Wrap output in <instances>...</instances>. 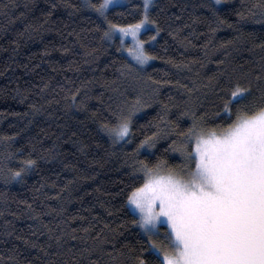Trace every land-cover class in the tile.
<instances>
[{
    "label": "trees",
    "instance_id": "obj_1",
    "mask_svg": "<svg viewBox=\"0 0 264 264\" xmlns=\"http://www.w3.org/2000/svg\"><path fill=\"white\" fill-rule=\"evenodd\" d=\"M88 3L0 0V264H158L127 206L142 166L178 171L192 114L224 125L237 83L251 85L250 107L261 103L264 0H153L162 31L140 35L154 57L143 65L104 37L109 22L142 19L141 0L107 20ZM120 117L129 133L115 140Z\"/></svg>",
    "mask_w": 264,
    "mask_h": 264
},
{
    "label": "snow or ice",
    "instance_id": "obj_2",
    "mask_svg": "<svg viewBox=\"0 0 264 264\" xmlns=\"http://www.w3.org/2000/svg\"><path fill=\"white\" fill-rule=\"evenodd\" d=\"M114 3L89 0L87 6L107 20ZM152 4L153 0H143V18L135 24L109 22L104 37L111 39L119 31L122 37L131 35L136 40L141 29L151 24L155 29L151 39L155 40L162 29L151 19ZM129 51L141 65L154 58L145 52L143 41ZM259 90L261 103L250 107L246 103L252 93L250 84L230 88L222 107L224 125L206 128L203 118L197 120L192 114V125L180 133L184 140L174 149L185 157L181 170L169 169L161 175L159 164L142 166L145 182L130 192L127 202L139 213L134 223L150 237L158 231L157 224L168 225L167 250L158 249L163 253L158 264H264V88ZM233 105L237 106L235 113ZM129 124V118H118L110 134L115 140L123 139ZM191 142L194 151L188 150ZM146 143L153 145L146 139L141 146ZM34 164L31 159L23 161L13 177L19 178ZM151 244L157 248L154 241Z\"/></svg>",
    "mask_w": 264,
    "mask_h": 264
},
{
    "label": "rangeland",
    "instance_id": "obj_3",
    "mask_svg": "<svg viewBox=\"0 0 264 264\" xmlns=\"http://www.w3.org/2000/svg\"><path fill=\"white\" fill-rule=\"evenodd\" d=\"M128 0H115V3L111 6H119V5H123L125 3H127ZM142 2V5H143V0H141ZM213 2L217 3V0H213ZM110 7V8H111ZM143 18V16H142ZM152 28V25L151 24H146L145 27L143 29H141V31L138 33V37L136 40L133 39V37L131 35H127V36H123L122 37V34L119 32V31H116L113 35V37H119L120 38V41H121V44L122 46H125L124 49H123V53L130 59L132 60L133 62L137 63L136 60L134 59V57L130 54V49H134L137 45V41H142L140 40V35L148 30V29H151ZM127 44V45H126ZM145 46V43L143 42V47ZM138 64V63H137ZM153 148V145L152 146H149L147 144H144V146H141L140 147V150L141 151H144V152H150ZM191 151H194V142L192 143V148H191ZM176 153H178L179 157L182 159V167L179 169L181 170L185 163H186V160H185V157L181 154L180 151H177ZM162 166V172H161V175H164L167 173V170L165 169V166L160 164ZM145 179H146V176H145ZM145 179H144V182H145ZM127 206L130 210V212L132 214H134L137 219L139 220V213L132 207L128 204L127 202ZM163 219V218H162ZM138 227L140 229V231L142 232V234L145 236V238L147 239L148 241V244H149V247H150V250L155 253L157 256H159V258L161 260H163V253L161 251H158L159 248H164L165 250H167V239H166V232L169 231L168 229V225L166 223H160V224H157V230L158 231H155V234L152 235L151 237L145 233L144 229L140 227V225L138 224ZM151 241H154L157 245V248L154 249L152 247V244H151Z\"/></svg>",
    "mask_w": 264,
    "mask_h": 264
}]
</instances>
